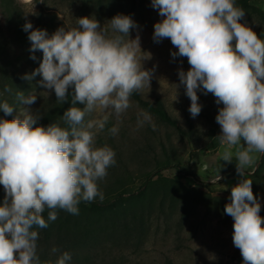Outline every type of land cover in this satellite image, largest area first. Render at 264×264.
<instances>
[{
    "label": "clouds",
    "instance_id": "clouds-1",
    "mask_svg": "<svg viewBox=\"0 0 264 264\" xmlns=\"http://www.w3.org/2000/svg\"><path fill=\"white\" fill-rule=\"evenodd\" d=\"M151 6L162 17L153 25V40L169 39L177 49L171 56L186 58L190 66L178 70L172 102H179L177 89L183 85L192 118L202 110L198 92L212 94L222 105L215 117L220 126L216 138L224 146L220 160L231 163L235 155L242 177L231 188L224 214L233 219L232 243L242 264H264L261 203L252 180L244 178L245 170L257 163L256 154L264 155V39L240 22L245 10L236 0H151ZM107 24L111 35L94 17L78 18L77 27H60L50 36L27 20L23 25L30 52L41 51L42 60L22 78L40 75V86L53 91L59 103L69 102V96L71 101L62 115L66 127L37 123L40 114L30 109L35 94L17 93L19 111L0 102L5 116L17 111L11 120L0 119V264H41L38 229L56 221L58 210L79 215L81 202L104 200L99 182L116 164V153L106 144L96 146V137L110 117L121 122L132 107V95L150 88L154 71L143 66L151 53L141 49L139 34L130 38L136 22L118 14ZM146 123L155 128L151 115L140 112L138 127ZM108 132L117 135L119 123ZM71 260L72 254L64 251L55 264Z\"/></svg>",
    "mask_w": 264,
    "mask_h": 264
},
{
    "label": "rangeland",
    "instance_id": "rangeland-1",
    "mask_svg": "<svg viewBox=\"0 0 264 264\" xmlns=\"http://www.w3.org/2000/svg\"><path fill=\"white\" fill-rule=\"evenodd\" d=\"M251 2L264 10V0ZM33 3V12L28 13L32 11ZM37 11L53 17L50 35L60 27L65 30L77 27V19L81 17H94L111 35L107 21L118 14L130 16L138 26L130 31V38L139 34L141 49L151 53V59L144 61L143 66L154 70L150 88L141 92L143 99L151 102L160 100L168 114L176 118L182 127H192L193 133L188 141L131 97L132 107L123 114L121 122L115 116L110 117L105 130L96 137V146L106 144L116 153V164L108 169L107 177L99 182L104 199L117 193H123L124 198L134 193L154 170V158L163 160L161 145L171 160L170 166L162 170L161 174L173 177L176 174L174 165L178 164L182 171L180 186L186 189L185 193L194 198L197 191H201L205 200L207 196L213 197L208 207L201 201L189 205L186 211L182 210L181 202L169 207L166 201L163 211L155 206L143 228H134L128 236L122 235V232L101 235L98 241L103 246L93 264H242V257L232 243L233 219L224 214L231 188L242 177L236 172L235 155L231 163L220 160L224 146L219 144L213 149L205 134L207 128L216 123L215 117L222 105L215 103L212 94L198 92L202 110L196 118H192L188 111L190 100L184 94L183 85L177 89L179 102H172L175 85L179 84L178 70L187 71L190 66L186 58L171 56L177 49L169 39L159 43L153 40V25L162 17L152 8L151 0H106L101 6L96 0H0L1 32L9 37L16 35L14 29H18L22 39L17 46H13L14 51L18 53L22 47L29 60L38 50L30 52L31 43L23 25L26 20L32 23ZM240 22L247 23L254 32L261 28L259 20L247 14ZM30 93L37 95L36 103L30 106L33 113L42 114L48 110L49 104L55 105L57 102H53V91L43 87L25 96ZM21 107L19 103L17 111ZM140 112L151 115L155 128L147 123L138 127ZM118 123L119 132L113 136L108 129ZM256 155L257 163L248 167L245 173H252L257 168L261 154ZM219 164L222 167L218 172ZM258 170L259 189L254 196L260 200V215L264 217V169ZM218 175L222 177L219 180ZM3 196V186L0 185V201ZM37 253L40 258L39 248ZM103 260L104 263L101 262ZM40 261L46 264L41 258Z\"/></svg>",
    "mask_w": 264,
    "mask_h": 264
},
{
    "label": "trees",
    "instance_id": "trees-1",
    "mask_svg": "<svg viewBox=\"0 0 264 264\" xmlns=\"http://www.w3.org/2000/svg\"><path fill=\"white\" fill-rule=\"evenodd\" d=\"M105 1L96 0L99 6ZM236 5L243 8L248 16L259 20L261 28L255 33L258 37L264 39V10L253 4L251 0H236ZM52 21L53 17L51 15L37 11L31 24L34 29L46 30L50 36ZM14 31L16 35L7 37L2 34L0 29V93H3V95H0V102L7 101L17 109L19 104L17 100L18 92L26 95L28 92L42 87L38 83V81L42 80L40 75L35 76L31 81L22 78L25 74H30L39 67L42 60V52L38 50L34 54L35 60H29L27 52L22 47H20L21 49L18 53H15L13 46L19 44L22 36H20L18 29H14ZM20 44L22 45L21 42ZM5 87L11 88V92H4ZM53 98V102H56L55 94ZM132 98L155 114L160 120L172 126L180 136L188 141L191 140L192 127H182L176 118L168 114L160 100L155 102L144 100L141 93H134ZM70 101L71 96H69V102L61 104L57 101L55 105L54 103L49 104L48 110L40 114L41 118L37 123L42 126L56 123L61 127H66L67 125L62 119V115L70 107ZM77 106L83 107L79 104ZM16 115V110L8 116H5L0 111V119L11 120ZM216 123L208 127L205 132L213 149L220 144L216 138L220 134V128ZM161 147L164 154L163 160L154 158V170L147 175L137 190L128 197L124 198L123 193H117L104 199L103 202H81L78 206L79 215H72L63 210H58L56 221L49 222V226L46 229H38L39 240L37 244L40 249V258L45 260L46 264H55L60 253L67 251L72 254L70 264H93L99 256L100 247L103 246V243L98 241L101 235L122 232V235L128 236L134 228H143L145 221L155 206L160 211H163L166 201L169 202V207L179 201L181 202L182 210L186 211L189 205H195L196 202L203 201L208 207L213 197L207 196L205 200V196L202 195L201 191H197L198 193L194 199L184 192L186 189L180 186L182 171L179 169L178 164L174 165L176 174L173 177H165L161 174V171L170 166L171 163L169 153L164 149V146L161 145ZM258 169H264V155L260 156L255 171L245 173L244 176L245 179L252 180L254 195L259 189L257 182L260 172ZM187 190L191 191L192 189ZM43 215L47 219V211ZM131 223H133L132 226L129 225ZM121 228L122 231H120ZM53 247L58 248L60 252L53 254L51 252ZM237 251L238 255H240L239 249ZM101 262L104 263V260Z\"/></svg>",
    "mask_w": 264,
    "mask_h": 264
}]
</instances>
